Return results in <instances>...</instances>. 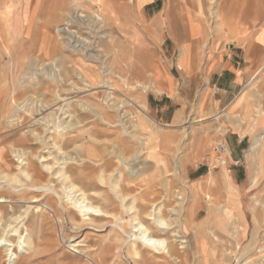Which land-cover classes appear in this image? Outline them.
Segmentation results:
<instances>
[{"label":"rangeland","instance_id":"1","mask_svg":"<svg viewBox=\"0 0 264 264\" xmlns=\"http://www.w3.org/2000/svg\"><path fill=\"white\" fill-rule=\"evenodd\" d=\"M143 1L139 0V3ZM167 1L155 0L148 6L143 13L148 21L143 22L138 16L140 13L135 8L134 0H79L76 6L72 0H0V33L3 37L0 39V178L16 174L21 162L17 157L18 150L23 158L28 156L37 166L42 167L39 160L29 155L39 150L37 142L29 136V131L36 128L42 131L39 126L33 128L32 122L49 116L50 111L43 110L39 114L36 111L40 110L43 100H53L55 93L62 90L60 73L64 77L65 73L70 72L66 78L68 88H71L73 82H79L72 68L77 65L83 69V73H87L86 78L94 88L106 84L107 79L111 80L116 99L110 102L108 97L111 92L103 88L91 92L79 91L78 94L67 92L65 95L63 92L64 97L72 98V106L69 108L73 116L71 123L80 122L81 126L87 127L81 138L68 143L65 153H57L58 157L76 159L73 166L77 168L75 172L78 175L83 168V161H97L98 169L111 160L114 163L113 170L118 168L124 171L131 190L150 188L155 199L168 193L171 199L166 201L167 211L171 213V209L176 210V215L170 217L176 222L175 225H182V231L193 247L191 255L196 251V233L191 225L203 224L210 218V230L202 227L200 231L204 236L206 234L202 238L207 255L205 257L213 255L214 249L218 264H264V252L260 254V250L264 249V225L258 224V228L253 220L256 215L260 221L264 220V68L258 80H249L243 86L245 108L236 111L214 110V94L218 92L216 82L210 85L209 80L205 83L200 74L187 76L180 69L183 56L180 48L182 43L189 40L183 24L177 20L174 22L178 37L172 40L165 39L164 26L155 23L156 16ZM179 1L172 0L169 6L172 15L178 20L179 14L183 12L200 17L210 26L212 33H217L215 42L223 41L225 52L235 48L234 43L238 39L219 36L226 29L225 21L230 15L228 11L232 9L227 1L206 0V6L198 7L177 5ZM189 1L193 2L185 0ZM75 8L83 11L80 10L83 18L76 19ZM4 12L6 14H2ZM73 14L74 30L79 31L80 38L73 39L69 50L62 48L53 53V58L40 59L37 51L45 34L49 39L58 36L59 40L58 31L66 27ZM96 14L103 18L109 17L110 21L102 23L96 19ZM236 17L239 21V14ZM208 43L209 40L207 46ZM239 54L241 56L242 51ZM146 55L154 62L152 67L145 65L143 60ZM112 58L116 60L113 67L120 65V68L114 69V77L107 78L104 75L105 67ZM159 68L176 78L178 104L172 105L166 101V97L160 95L157 82ZM202 76L207 77L205 72ZM228 83L233 85L234 79H229ZM79 100L112 116L130 113L140 126L138 135L119 141L120 128H111L103 123L96 125L91 113L78 108L76 101ZM128 101L132 104L126 105ZM116 105L121 108L117 109ZM57 108L52 110L56 112ZM80 112L87 119L81 120ZM67 116L58 112L54 118L60 123H69L71 118ZM125 125L129 127L130 122L126 121ZM75 136L76 133L71 138ZM144 141L147 142L145 154L140 155ZM222 146L229 153L224 149L222 153ZM54 156L49 157L50 162L54 161ZM186 158L189 160L184 162ZM177 162L182 164L179 171L175 169ZM5 183L4 179H0V197L6 198V203L0 205L3 213V217H0L1 225L27 207H36L35 218L28 223V231L34 236L32 250L17 259L15 264H133L125 253L128 241L126 235L122 234L124 239L118 244L116 234L106 221L82 223L80 220H72L69 213L71 208L60 181L55 180L54 184L46 180L32 183L35 187L48 186L56 191L51 190L39 198H34L37 193L32 192L37 188L26 191L24 186L15 185L17 190H14ZM100 184L97 174L92 180L84 179L83 182L89 193L99 191L103 197L115 196L111 181L106 186L104 184V187H96ZM207 196L214 200L212 204L205 199ZM50 197L53 200H49ZM97 200L96 204L106 206L105 200ZM228 202L230 206L235 205L231 209L245 216V222L240 223L244 236L239 240L233 229V221H227L225 232L221 226V214L216 210L219 204ZM38 207L43 210L40 211ZM50 207L60 212H54ZM183 208H188L190 215ZM209 210L213 214L210 215ZM72 211L77 213L74 209ZM187 215L190 216L188 221L184 220ZM125 224L129 234H132L134 225L127 214ZM21 229L26 233V227ZM10 241L18 243L15 236L10 237ZM5 244L9 245L0 242V264H8L7 248L3 247ZM226 253L229 255L225 258ZM149 258H145L147 264Z\"/></svg>","mask_w":264,"mask_h":264},{"label":"bare ground","instance_id":"2","mask_svg":"<svg viewBox=\"0 0 264 264\" xmlns=\"http://www.w3.org/2000/svg\"><path fill=\"white\" fill-rule=\"evenodd\" d=\"M78 1L79 0H72L75 6L77 5ZM80 10L81 9H77V8H75L74 10L76 19L84 17V15L80 13ZM2 14H6V13L4 12ZM95 17L98 21H101L102 23L106 21L107 22L110 21L109 17L103 18L99 14H96ZM3 19L6 20V17L3 16ZM74 19L75 18L73 14L72 17L68 19V23L66 22L67 23L66 27L58 31L59 40L57 39L58 36H56L57 38L53 37L49 39L48 36H46L45 34V37H44L45 39L42 40V42H40L39 49L37 51L40 59L41 57H48V59L53 58V53L55 51L61 50L62 48L64 50H69V48L72 47L73 39L80 38L78 37L79 31L77 29L74 30L76 27L74 24L75 22ZM1 36L2 35L0 33V39L3 38ZM0 42L2 41L0 40ZM78 43H80V41ZM81 43L83 45H86V42H84L83 40H81ZM81 46L82 45L80 44L79 47ZM66 60H67V57L66 59H64V61ZM95 60H98V59H95ZM143 61L145 62V65L147 67H152L154 65L153 64L154 62H152V59L149 55L144 56ZM115 64H116V60L113 58L110 63H106L104 75L107 78L109 76L114 77V75L116 74L114 69L120 68V65H117V67L116 66L113 67V65ZM72 68H73L74 75L77 77V79H79L78 83H80L81 86L77 82H73L70 85L71 88H68L66 86L67 84L66 78L70 76L69 75L70 72L65 73L64 77H62V73H60L61 75L60 74L59 75L61 76L60 81L62 83L61 85L62 90H58V92L55 93V97L53 100H50V101L43 100L42 105L40 106V110L36 111L38 112L36 114H39L41 111L43 112V110L50 111L49 116H46L42 118L41 120H35V122H32L33 123L32 125L34 126L33 128L39 126L40 128H42V131H39L38 128L32 129L29 131L30 132L29 136L33 138L34 141L37 142L39 146L38 151L36 152L33 151L29 155L30 157H34L37 160H39L40 163L42 164V167L37 166L36 163L32 159L28 158V156L23 158L22 155H19L20 152L18 150L16 151V153H18L17 157L19 161L21 162L19 163L16 174L5 175L3 178H0V179H4L7 185L10 186V188L14 190H17L15 185L24 186L26 191L32 190V188H35V189L37 188V190H32V192L37 193L34 198H39L41 196H44L45 194H48L51 192V190H53L52 187L49 188L48 186L43 187L40 185V186L35 187L32 184L35 181L46 180L47 183L53 182V184L55 180L60 181V184L62 185V188H63L62 190H64L66 194L65 197H67L68 199L67 203L71 208V210H69V213L72 215V220L73 221L80 220L82 223H94V222H97L98 220L106 221L107 224L112 227L111 229L112 232L116 234V242L118 244L121 242L122 239H124L122 238L123 236L122 234L126 235L128 238V241L126 242L125 253L130 259H132L133 264H141V262L144 263L146 261L145 259L146 256H150L149 258L150 264H218V261L216 260L218 257L214 249L212 251L213 255H211L210 257H205L206 253H205L204 243L202 242V238L204 239L206 234L204 236L200 232L202 230V227H205L208 230H210V227H209L210 218L205 220L203 224L193 223L191 225L192 230L195 231L194 233H196V251L193 252L194 253L193 255H191L190 250L193 247H191L189 239L186 237V235L182 231L183 230L182 225L179 222H178L179 223L178 225L177 224L175 225L176 222L173 221L170 217V215H173V216L176 215V210L171 209L170 210L171 213L167 211L166 201H170L171 199L168 193H166L163 196L160 195L162 197L159 199H155L154 192L150 188L147 190L140 189L141 191L131 190L130 189L131 185L126 178V174L124 173L123 170L120 171L118 168L113 170L114 163L111 160L106 161L104 163V166L99 167L98 169L96 168V166L99 165L97 161L95 162L94 160L93 162L92 160H89L88 162L83 161V164H82L83 168L79 170L80 173L78 175L77 172H75L77 168L73 166L74 163L76 162V159L66 158V157L61 159L58 157V154L65 153V148L68 146V143H70L71 141H75L78 138H81V134L85 132V129L87 127V126H81L80 122H77L76 124L71 123L73 116L72 114L70 115L69 108L70 106H72V103H71L72 98L70 99L67 96L64 97L67 94V92L72 93V94L73 93L78 94L79 91L80 92H89V91L91 92L95 89L103 88L111 92L108 97L110 102H114L116 99L113 96L114 94L113 91L115 89L111 85V80L107 79L106 84L104 83L103 86L101 84L100 87L94 88L92 84L88 81V79L86 78L87 73L85 74V72L83 73L81 71L83 69L78 68L77 65L76 66L73 65ZM44 69L47 70L46 67H44ZM128 69H131V67L128 66ZM94 77L97 78V76H94ZM55 78L59 79L58 75H55ZM137 87L141 88V85H138ZM63 92L65 93V95L62 94ZM76 102H77L76 104L78 105L79 109H82L92 114V118H94L93 122L96 123V125L98 123H103L107 126H110L111 128H115V127L120 128V130L118 131L119 133L118 136H120L119 141H123V139L125 138H133L138 135V130L140 129V126L138 125L137 120H135L134 117H131L130 113L124 112V114L120 113L117 116L115 114H114L115 116L114 115L112 116L108 113L101 111L98 107L92 104H88L81 100L76 101ZM130 104H132V102L130 101L126 103V105H130ZM54 107H58L56 112L52 110ZM115 107H117V109L121 108V106H118V105H116ZM58 112H60L61 115L63 116H67L69 114V116H67L66 118H69V119L71 118V121L69 123L58 122L57 119L54 118L55 114ZM79 117L81 118V120L87 119V116L81 115V112H80ZM126 121L130 122L129 127L125 125ZM75 133L77 136H75L74 138H71V136ZM93 139H96V138L93 136ZM146 143L147 142L145 141L142 143V147L140 148V152H139L140 155L145 154L144 147ZM46 150L52 151V152H45ZM224 151L229 153V151L226 150L225 147H224ZM221 152L224 153L223 151ZM47 154H49V156H46ZM52 155H55L53 158L54 161L50 162L49 157ZM187 160L189 159L188 158L184 159V162ZM25 161L27 163H25ZM181 166L182 164L180 162H177L176 167H175L176 171H179L181 169ZM87 170H90V171L87 174H85ZM4 174H7V173L4 172ZM95 174H97V177L101 182L100 185H102V186L96 185V187H99V188L104 187V184L106 186L111 181V185L115 192L114 194L115 196L103 197L101 192L99 191H94V192L92 191L91 193H89V190L83 185V182H84V179L92 180ZM210 183L208 184V186L210 185ZM199 185L202 186L201 183ZM40 189H43V191H41ZM53 191L56 192L55 190ZM56 194L59 196L58 193ZM59 197L61 198V196ZM196 197L198 198V196ZM99 198L101 200L106 201V206L96 204V201H98L97 199ZM5 199L6 198L4 197H0V205L6 203V201H4ZM205 199L207 200L209 204H212L214 201L212 200L211 196H207L205 197ZM49 200H53V197H50ZM229 203L230 202H228L227 204H222V205L219 204L216 210H218L221 214V226L225 228V232H226L227 221L229 220L233 221V229L239 240L243 238L244 236L243 226L240 223L243 224L245 222V216L241 214L239 211H236V209L234 208L231 209L232 205L230 206ZM211 207H212V210H214L213 206ZM232 207H235V205ZM35 208L31 209L30 207H27L19 215H14L11 217L9 221H6V222L4 221L5 223H3L2 225L0 224V230H1L0 242L9 243V245L5 244L3 246L4 248L5 247L7 248L6 253L8 256V259H7L8 264H15L17 259H19L21 256L29 254V252L32 250V247H33L32 243L34 241L33 239L34 236L32 232L28 231V223L33 221L35 218V213H36ZM50 208L53 209L52 207ZM258 208L261 209L260 207ZM72 209H74L77 213L73 212ZM39 210L42 211L43 209H39ZM53 210L54 212H60L58 209H53ZM184 210H185L184 211L185 213L190 215L188 213L189 211L188 208L187 209L185 208ZM262 212H263V218H264V206H263ZM208 213L211 215L213 214V211L209 210ZM125 214L129 215V217L133 221L134 232L132 234H129L127 225L125 224ZM188 215L185 217L187 219H184V220H187V221L189 220L190 216ZM210 215H208L207 217H209ZM0 217L1 218L3 217V213L1 212V210H0ZM253 220L255 222V225L257 224L258 228H259L258 224L264 225L263 224L264 220L260 221L257 215L256 217L253 218ZM25 227H26V233H24L23 229H21ZM199 232L201 233L200 235L198 234ZM231 232L232 231H230V233ZM223 234H226V233L223 232ZM14 236L17 237L18 239L17 244L11 243L10 241V237H14ZM207 241H209V239H207ZM263 252H264V249L260 250V254ZM228 255L229 254L226 253L225 258L226 256L228 257ZM192 256H194L193 259H192ZM263 257H264V253L262 255V258ZM222 258H224V255L222 256Z\"/></svg>","mask_w":264,"mask_h":264},{"label":"crops","instance_id":"3","mask_svg":"<svg viewBox=\"0 0 264 264\" xmlns=\"http://www.w3.org/2000/svg\"><path fill=\"white\" fill-rule=\"evenodd\" d=\"M226 1L228 6L232 8L228 11L231 16L227 17L226 29L219 33V36L224 39L239 40L235 41V48L229 52L223 50L222 40L215 42L214 38L217 33H212L210 26L200 17L191 15L189 12H183L179 14L178 20L172 15L169 11L172 0L167 1L155 18V23L158 26H164L165 39L174 40L178 37L174 27L176 20L183 24L186 37L189 40L182 43L180 48V53H183L182 59H180V69L187 76H199L200 74L205 83L206 80H209L210 85L213 81L216 82L218 92L214 94L213 101V108L216 111L229 109L236 111L245 108L243 86L249 80H258L262 76L264 68V0ZM154 2L155 0H144L139 3V0H134L141 21H148L143 13ZM177 5L206 6V0H193V2L180 0ZM238 14L239 21L236 17ZM212 38L213 41L210 42ZM239 51H242L241 56ZM202 68L207 75L205 78L202 76L204 73L201 72ZM231 78L234 79L233 85L228 83ZM175 79L172 74L159 68L157 82L160 87V95L166 97V101L172 105L178 104Z\"/></svg>","mask_w":264,"mask_h":264},{"label":"built area","instance_id":"4","mask_svg":"<svg viewBox=\"0 0 264 264\" xmlns=\"http://www.w3.org/2000/svg\"><path fill=\"white\" fill-rule=\"evenodd\" d=\"M224 147L222 146L221 150L220 151H223Z\"/></svg>","mask_w":264,"mask_h":264}]
</instances>
